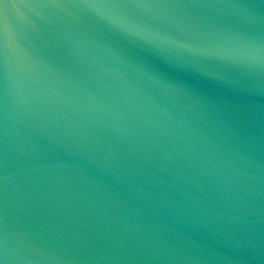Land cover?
Instances as JSON below:
<instances>
[{
    "label": "water",
    "instance_id": "95a60500",
    "mask_svg": "<svg viewBox=\"0 0 264 264\" xmlns=\"http://www.w3.org/2000/svg\"><path fill=\"white\" fill-rule=\"evenodd\" d=\"M0 264H264V0H0Z\"/></svg>",
    "mask_w": 264,
    "mask_h": 264
}]
</instances>
